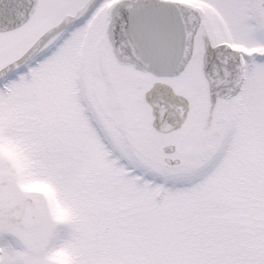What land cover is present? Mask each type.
Returning <instances> with one entry per match:
<instances>
[{
  "label": "snow or ice",
  "instance_id": "obj_1",
  "mask_svg": "<svg viewBox=\"0 0 264 264\" xmlns=\"http://www.w3.org/2000/svg\"><path fill=\"white\" fill-rule=\"evenodd\" d=\"M204 4L0 0V131L31 147L41 165L34 179L62 203L74 206L72 192L85 202L74 219L57 221L0 160V264H49L62 249L75 251V264H264V233L233 218L237 204L223 190L236 161L249 189L264 187V163L243 155L239 116L225 118L247 109L264 137V0ZM85 38L99 39L98 62L109 61L97 73L106 106L89 97L72 51ZM128 74L155 81L131 94L152 117L143 150L104 123L123 111ZM186 81L205 85L206 96L165 83Z\"/></svg>",
  "mask_w": 264,
  "mask_h": 264
},
{
  "label": "rangeland",
  "instance_id": "obj_2",
  "mask_svg": "<svg viewBox=\"0 0 264 264\" xmlns=\"http://www.w3.org/2000/svg\"><path fill=\"white\" fill-rule=\"evenodd\" d=\"M184 2L193 8L202 9L205 7L204 0H184ZM98 44L99 39L94 43H90L85 38L79 41L72 49L74 57L79 62L77 67L82 72L86 70L89 72L92 65L95 70V66L100 67V64H103L104 68L108 69L109 61H107V57L104 58L106 62L103 63V60L98 62L96 55ZM234 47L245 54L257 51L256 49H245L239 46ZM94 73L90 76L85 73L86 78L89 80L87 81L88 84H86L88 95L102 106H106L111 103V97L107 95L104 84L99 82L100 79L97 78L96 74L98 72L95 71ZM154 82L150 78L132 74L120 77L118 100L123 111L117 113L108 112L107 115L110 118L104 121L106 128L115 138L119 139V129H124L141 150L147 147L148 141L145 129L150 125L152 117L150 110L134 103L136 97L131 94L142 93ZM165 83H169L181 94H183L184 90H192L198 97L202 95L206 96V86L202 83L195 84L193 81H186L181 85H177L175 82ZM129 99L133 102L125 103ZM77 115L75 112L72 113L74 120L77 118ZM233 116H239L242 124V136L244 139L243 155L264 163V137L258 136L252 115L247 109H236L228 112L225 118L231 119ZM94 143V140L90 137L87 139L89 152L95 157L93 161H90L92 165H95V160L99 158L93 150ZM211 148L212 145L209 144L200 148L193 147L190 151L202 153ZM0 160H6L11 164L21 191L42 194L46 198L51 212L57 221L74 219L76 208L85 203L81 194L72 192L69 193V196L72 198L74 206L70 207L59 200V194L48 183L36 181L34 179L36 174L34 170L41 167V165L32 158L31 147L21 140L5 136L2 131H0ZM248 183L249 181L244 170L241 168L239 161H236L233 164V172L223 181V190L237 204V210L233 218L240 224L254 227L264 233V187L257 193L248 188ZM261 183L264 184V180ZM76 259L77 255L75 251L62 249L49 258V264H75Z\"/></svg>",
  "mask_w": 264,
  "mask_h": 264
},
{
  "label": "flooded vegetation",
  "instance_id": "obj_3",
  "mask_svg": "<svg viewBox=\"0 0 264 264\" xmlns=\"http://www.w3.org/2000/svg\"><path fill=\"white\" fill-rule=\"evenodd\" d=\"M98 58V57H97ZM107 61H108V59H107ZM104 62H106V61H104V59H103V63ZM93 68V69H92ZM99 68L100 67H96L95 66V70H94V67H93V65H92V67H91V69H90V71L88 72L87 70L84 72V76H85V80H86V82L87 81H89L87 78H86V74L88 75V76H90V75H92L95 71L96 72H99ZM86 73V74H85ZM95 74V73H94ZM97 74V73H96ZM99 82H102L101 80L99 81ZM87 84H88V82H87ZM193 127H194V129H196L197 131H198V128H199V121H198V119H197V121H195L194 122V124H193Z\"/></svg>",
  "mask_w": 264,
  "mask_h": 264
},
{
  "label": "water",
  "instance_id": "obj_4",
  "mask_svg": "<svg viewBox=\"0 0 264 264\" xmlns=\"http://www.w3.org/2000/svg\"><path fill=\"white\" fill-rule=\"evenodd\" d=\"M161 115H163V110H161Z\"/></svg>",
  "mask_w": 264,
  "mask_h": 264
}]
</instances>
